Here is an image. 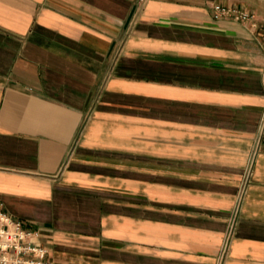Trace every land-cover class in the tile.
I'll use <instances>...</instances> for the list:
<instances>
[{
    "label": "crops",
    "instance_id": "1",
    "mask_svg": "<svg viewBox=\"0 0 264 264\" xmlns=\"http://www.w3.org/2000/svg\"><path fill=\"white\" fill-rule=\"evenodd\" d=\"M263 35L264 0H0L1 209L54 264H264Z\"/></svg>",
    "mask_w": 264,
    "mask_h": 264
},
{
    "label": "built area",
    "instance_id": "2",
    "mask_svg": "<svg viewBox=\"0 0 264 264\" xmlns=\"http://www.w3.org/2000/svg\"><path fill=\"white\" fill-rule=\"evenodd\" d=\"M216 18L232 17L236 21L251 24L255 30L257 24L254 22V16L236 7H225L221 5L214 6ZM264 49V35L261 40ZM264 131L256 141L251 153L250 164L247 170V184L250 182L251 175L258 155L262 151V138ZM1 206V204H0ZM36 233L29 231L24 222L14 219L5 213L0 207V264H54L48 258V249L46 246L35 240ZM228 253V244L224 247V258Z\"/></svg>",
    "mask_w": 264,
    "mask_h": 264
}]
</instances>
